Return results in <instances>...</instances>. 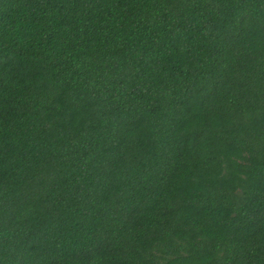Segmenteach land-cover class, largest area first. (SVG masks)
<instances>
[{"label":"trees","instance_id":"1","mask_svg":"<svg viewBox=\"0 0 264 264\" xmlns=\"http://www.w3.org/2000/svg\"><path fill=\"white\" fill-rule=\"evenodd\" d=\"M0 264H264V0H0Z\"/></svg>","mask_w":264,"mask_h":264}]
</instances>
